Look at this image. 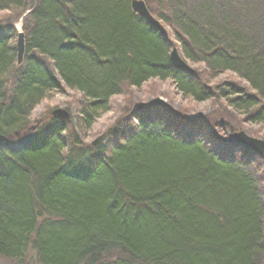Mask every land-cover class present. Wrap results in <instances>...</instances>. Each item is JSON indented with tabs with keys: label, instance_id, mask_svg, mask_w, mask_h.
I'll use <instances>...</instances> for the list:
<instances>
[{
	"label": "trees",
	"instance_id": "16d2710c",
	"mask_svg": "<svg viewBox=\"0 0 264 264\" xmlns=\"http://www.w3.org/2000/svg\"><path fill=\"white\" fill-rule=\"evenodd\" d=\"M143 1L168 36L131 0H0V264H264V157L227 143L245 129L231 118L264 130V0ZM174 46L199 68L172 66ZM155 79L232 116L132 104L81 143L112 98ZM64 90L77 126L51 114L31 131Z\"/></svg>",
	"mask_w": 264,
	"mask_h": 264
},
{
	"label": "rangeland",
	"instance_id": "374dc122",
	"mask_svg": "<svg viewBox=\"0 0 264 264\" xmlns=\"http://www.w3.org/2000/svg\"><path fill=\"white\" fill-rule=\"evenodd\" d=\"M8 15V13H0V17ZM18 25H21V28H17ZM165 27V26H164ZM167 32L170 30L168 27H165ZM15 29L20 31L22 30V24L18 22L15 24ZM173 42V41H172ZM178 50V48H177ZM180 58H182L187 65L193 69L199 68V65H193L191 62L187 61L181 52L178 50ZM237 78L233 73H226L225 75H220L214 79L211 83L208 84V88H214L221 83L226 81L236 82ZM126 94L116 96L111 99L108 106V112L103 113L100 118H98L89 129L84 132H79V138L83 145L90 146L94 142L98 144L103 140V137L108 133L110 128H113L115 124L122 120V113L126 109L125 107L130 108L132 104L138 107L140 110L141 106L153 107L155 102L160 101L162 106H168L173 110L177 111L185 118H188L192 122H201L205 117L213 116L214 114H219V116H232V111L227 109V106H224L223 110L218 107V105L212 100H205L203 102H195L192 99L184 96L181 91L176 87L173 80L168 79L166 81H161L158 79L151 80L149 83L143 85L139 89L125 88ZM80 94L70 90H64L61 93H51L49 97L44 100V102L36 108L34 113L31 116L33 128H38L42 126L46 119L56 110L62 109L69 112L72 116L73 126H77V110L78 104L80 102ZM130 103H127V102ZM221 105H224L222 102ZM221 110V111H220ZM227 110V114L224 112ZM231 118V117H230ZM240 122H239V121ZM232 124L236 126H244V132L248 136L264 141V130L259 129L257 126H252L249 123L243 121L241 118H231ZM238 124V125H237ZM78 128V127H77ZM76 129V128H75ZM77 130V129H76ZM237 132V133H241ZM236 133V134H237ZM257 134V135H255ZM233 135V134H232ZM232 135H229V139Z\"/></svg>",
	"mask_w": 264,
	"mask_h": 264
},
{
	"label": "water",
	"instance_id": "95a60500",
	"mask_svg": "<svg viewBox=\"0 0 264 264\" xmlns=\"http://www.w3.org/2000/svg\"><path fill=\"white\" fill-rule=\"evenodd\" d=\"M131 7L132 10L141 16L142 18H145L152 26L156 27L158 30L163 32L165 35H167L166 29L161 25V23L156 20L148 11L146 4L141 0H131ZM17 57H18V64H22L24 56H25V34L20 31L18 33V43H17ZM169 61L172 66L178 69H184L187 71L192 72V68L187 65V63L180 58L178 50L176 47H173V50L170 54ZM161 105L160 101L155 102V106ZM145 106H141L140 110H142ZM53 117L57 120L63 121L69 125H71V115L66 110H56L52 113ZM194 121V120H192ZM190 121V122H192ZM36 128H32V130H35ZM228 144H239L242 145L244 148L253 151L255 154H257L259 157H264V141L254 139L244 132L233 134L230 139L227 140ZM97 144V142H94V145Z\"/></svg>",
	"mask_w": 264,
	"mask_h": 264
},
{
	"label": "bare ground",
	"instance_id": "6f19581e",
	"mask_svg": "<svg viewBox=\"0 0 264 264\" xmlns=\"http://www.w3.org/2000/svg\"><path fill=\"white\" fill-rule=\"evenodd\" d=\"M30 13H31V11L29 10V11H27L24 15H23V17L20 19V23L22 24V21L23 20H25L29 15H30ZM21 27V25H18L17 26V28H20ZM18 31V33L20 32V29L19 30H17ZM18 43V36H17V39L15 40V47H16V49H17V44ZM171 54V53H170ZM170 57V56H169ZM16 66L17 67H20V64H18V57H17V62H16ZM44 100H46V98L44 99ZM44 100H42L40 103H38V104H36L34 107H33V109H32V111H31V116H32V114L34 113V111L36 110V108L37 107H39L43 102H44ZM158 106H160V105H158ZM158 106H153V107H155V108H157ZM52 117H53V115H52ZM54 118V117H53ZM55 119V118H54ZM70 126V125H69ZM94 145V144H93Z\"/></svg>",
	"mask_w": 264,
	"mask_h": 264
}]
</instances>
